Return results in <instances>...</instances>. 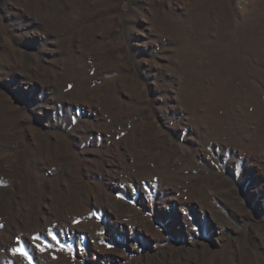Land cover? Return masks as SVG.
Returning <instances> with one entry per match:
<instances>
[{"label": "rangeland", "instance_id": "rangeland-1", "mask_svg": "<svg viewBox=\"0 0 264 264\" xmlns=\"http://www.w3.org/2000/svg\"><path fill=\"white\" fill-rule=\"evenodd\" d=\"M29 257L264 264V0H0V264Z\"/></svg>", "mask_w": 264, "mask_h": 264}, {"label": "snow or ice", "instance_id": "snow-or-ice-1", "mask_svg": "<svg viewBox=\"0 0 264 264\" xmlns=\"http://www.w3.org/2000/svg\"><path fill=\"white\" fill-rule=\"evenodd\" d=\"M50 235L52 236V239L53 240H55V241H57V243H59V240H58V236L57 235H55V234H51L50 233ZM34 239H36V240H39L40 239V237H35ZM39 246V245H38ZM48 247H51V245L49 244V245H47ZM61 247H63V245H61ZM43 250V249H42ZM13 251H19V253L21 254V255H23V256H25V257H28V253L26 252V251H24L23 249H14ZM29 261H30V264H31V260H30V257H29Z\"/></svg>", "mask_w": 264, "mask_h": 264}]
</instances>
